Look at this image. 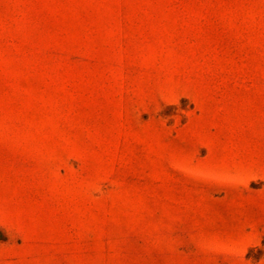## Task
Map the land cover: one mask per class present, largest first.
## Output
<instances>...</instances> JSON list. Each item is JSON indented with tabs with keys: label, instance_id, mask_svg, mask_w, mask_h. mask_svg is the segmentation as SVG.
I'll list each match as a JSON object with an SVG mask.
<instances>
[{
	"label": "rangeland",
	"instance_id": "obj_1",
	"mask_svg": "<svg viewBox=\"0 0 264 264\" xmlns=\"http://www.w3.org/2000/svg\"><path fill=\"white\" fill-rule=\"evenodd\" d=\"M0 264H264V0H0Z\"/></svg>",
	"mask_w": 264,
	"mask_h": 264
}]
</instances>
